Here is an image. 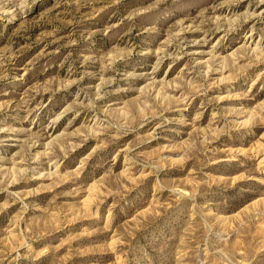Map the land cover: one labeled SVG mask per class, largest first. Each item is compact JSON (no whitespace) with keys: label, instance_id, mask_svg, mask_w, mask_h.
I'll use <instances>...</instances> for the list:
<instances>
[{"label":"rangeland","instance_id":"374dc122","mask_svg":"<svg viewBox=\"0 0 264 264\" xmlns=\"http://www.w3.org/2000/svg\"><path fill=\"white\" fill-rule=\"evenodd\" d=\"M0 264H264V0H0Z\"/></svg>","mask_w":264,"mask_h":264},{"label":"bare ground","instance_id":"6f19581e","mask_svg":"<svg viewBox=\"0 0 264 264\" xmlns=\"http://www.w3.org/2000/svg\"><path fill=\"white\" fill-rule=\"evenodd\" d=\"M50 177V176H49Z\"/></svg>","mask_w":264,"mask_h":264}]
</instances>
